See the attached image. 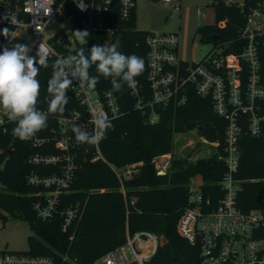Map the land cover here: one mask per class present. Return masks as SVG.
<instances>
[{
    "label": "trees",
    "instance_id": "16d2710c",
    "mask_svg": "<svg viewBox=\"0 0 264 264\" xmlns=\"http://www.w3.org/2000/svg\"><path fill=\"white\" fill-rule=\"evenodd\" d=\"M260 1L244 0L240 5L228 0H214L215 24L199 27L198 34L203 41L213 43L212 49L224 46L227 52L238 51L244 44L241 31L246 13ZM62 20L67 29L90 33L87 45L78 41L68 54H76L79 48L90 49L96 44L114 45L120 36V52L143 59L144 70L136 80L147 88V38L151 32L136 28V11L127 22L120 19L117 7L107 13L89 16L68 1ZM223 21L226 25L220 27L219 23ZM217 35L219 40L213 41L212 36ZM53 61L55 59L48 61L49 67L37 66L40 83L37 106L43 109L48 108L51 98L48 80L52 75ZM89 72L99 76L95 66ZM70 90L65 110L67 113L80 111L86 118L84 107L71 96ZM95 90L112 91L110 78L99 76ZM115 95L122 115L111 121L112 127L100 142L101 153L106 160L92 161L94 148L89 144H78L75 139L74 148L70 151L75 164L73 181L69 191L61 195L57 210L79 206L81 211L72 228L63 232L60 217L46 221L38 217L35 204L43 200L45 189L28 182V176L33 172L38 175L60 173V165L43 168L30 163L32 155L45 153L47 149L35 148L29 140L22 141L1 131L0 145L4 153L0 157L3 165L0 172V217L4 216V211L27 220L34 232L29 237L28 251L53 256L59 261L67 256L75 259L77 264H95L109 251L125 243L127 230L130 233L147 230L155 233L160 242L148 264H202L200 244H191L180 235L177 226L188 205L192 179L198 175L202 177L201 190L212 207L222 197L220 182L226 167L218 155L196 161L173 156L170 171L159 175L155 159L174 154L175 135L195 127L210 140L218 142L221 152L225 121L215 113L211 99L203 98L192 90L184 105L157 106L159 120L153 124L135 107L127 85ZM56 124L55 120H47V127L37 135L47 136L49 128ZM240 146L241 160L236 178L241 183L236 205L244 212L264 210V139L244 133ZM48 151L57 153L53 145H49ZM134 163L140 164L133 178L121 183L114 168Z\"/></svg>",
    "mask_w": 264,
    "mask_h": 264
},
{
    "label": "built area",
    "instance_id": "2783aa9c",
    "mask_svg": "<svg viewBox=\"0 0 264 264\" xmlns=\"http://www.w3.org/2000/svg\"><path fill=\"white\" fill-rule=\"evenodd\" d=\"M68 1L89 16L107 13L117 7L120 19L127 22L136 11V0H115L114 5L113 0H0V50L24 43L38 60L66 58L70 55L68 50H73L78 42L62 20ZM159 1L164 5L174 2ZM175 8H181V0H175ZM245 17L241 31L244 44L238 51L227 52L226 47L220 46L197 63L180 58L177 33L151 32L147 38L148 86L145 88L137 83L134 88H129L135 107L152 124L159 120L157 106L184 105L190 90L211 99L215 113L225 121L221 152L218 142L211 143L215 155L226 167L220 182L222 197L211 207L210 200L204 198L202 184L198 189L190 187L188 205L177 226L180 235L191 244H200L202 264H264V210L244 212L236 205L241 183L236 178L241 160V138L245 133L252 138L264 139V0L251 8ZM225 25V21L219 23L220 27ZM37 66L42 65L38 63ZM70 89L71 96L84 107L86 118L77 110L70 113L64 110L58 116L50 113L48 120H55L56 126L49 128L47 136L36 133L29 139L33 147L47 149L45 153L32 155L30 163L43 168L57 165L62 168L60 173L48 175L33 172L28 176V182L45 189L43 200L35 204L38 217L44 221L60 217L63 232L72 228L81 211L78 205L57 210L60 197L69 191L74 176V156L70 153L75 139L72 127L79 126L92 133L93 121L98 115L111 121L122 115L114 92L81 88L75 82ZM37 109L47 111L39 106ZM15 126V122L9 121L0 109V131L13 135ZM100 142L91 145L95 150L92 161L106 160ZM49 145H53L57 153L48 151ZM3 153L4 148L0 145V157ZM169 162L166 160L157 166L159 175L170 171ZM139 164L114 168L120 182L133 178ZM2 168L0 163V172ZM159 243V237L151 231L130 233L127 230L125 243L101 259L104 264H148ZM62 262L78 263L67 256L59 261L53 256L29 251H0V264Z\"/></svg>",
    "mask_w": 264,
    "mask_h": 264
},
{
    "label": "clouds",
    "instance_id": "9594fccd",
    "mask_svg": "<svg viewBox=\"0 0 264 264\" xmlns=\"http://www.w3.org/2000/svg\"><path fill=\"white\" fill-rule=\"evenodd\" d=\"M4 31H7L5 29ZM74 37L87 45L90 33L87 30H74ZM32 49L24 43H17L0 50V109L7 119L15 122L12 133L22 141H27L47 127L49 114L63 113L68 104V89L73 83L81 88L95 89L99 76L110 78L112 92H121L125 85L134 88L136 77L144 70L142 58L125 55L117 50L116 45L96 44L90 49L81 47L75 55L57 58L52 62V75L48 80L50 101L47 111L37 109L40 95V83L37 79L39 63L49 67L46 58L37 59L31 55ZM95 66L99 76L90 75V68ZM94 131L89 133L79 126H73L72 132L78 144H98L112 122L106 116L98 115L94 121Z\"/></svg>",
    "mask_w": 264,
    "mask_h": 264
},
{
    "label": "rangeland",
    "instance_id": "374dc122",
    "mask_svg": "<svg viewBox=\"0 0 264 264\" xmlns=\"http://www.w3.org/2000/svg\"><path fill=\"white\" fill-rule=\"evenodd\" d=\"M242 5L244 0H228ZM214 0H181V8H175V0L171 4L159 0H136V28L152 33H177L179 38V56L188 62L201 61L213 48L212 42H205L198 34V28L215 24L213 8ZM203 135L195 127L178 133L174 137V154L164 155L155 161V167L170 161L173 156L188 158L191 161L208 159L215 155V143ZM170 156V157H168ZM161 175V174H160ZM202 177L195 176L190 184L198 189ZM0 217V251H28L29 237L34 235L30 223L7 212L2 211ZM95 264H104L99 259Z\"/></svg>",
    "mask_w": 264,
    "mask_h": 264
},
{
    "label": "water",
    "instance_id": "95a60500",
    "mask_svg": "<svg viewBox=\"0 0 264 264\" xmlns=\"http://www.w3.org/2000/svg\"><path fill=\"white\" fill-rule=\"evenodd\" d=\"M114 3H115V0L112 1V4H113V5H114ZM219 38H220V36L217 35V36H212L211 39H212L213 41H217V40H219ZM114 45L117 46V50H118V51L121 50V37H120V36L116 39ZM0 174H1V173H0Z\"/></svg>",
    "mask_w": 264,
    "mask_h": 264
},
{
    "label": "crops",
    "instance_id": "0c3cea01",
    "mask_svg": "<svg viewBox=\"0 0 264 264\" xmlns=\"http://www.w3.org/2000/svg\"><path fill=\"white\" fill-rule=\"evenodd\" d=\"M214 14H215V12H214Z\"/></svg>",
    "mask_w": 264,
    "mask_h": 264
}]
</instances>
